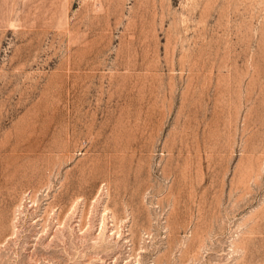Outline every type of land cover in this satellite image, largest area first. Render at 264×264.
<instances>
[{"label": "rangeland", "instance_id": "rangeland-1", "mask_svg": "<svg viewBox=\"0 0 264 264\" xmlns=\"http://www.w3.org/2000/svg\"><path fill=\"white\" fill-rule=\"evenodd\" d=\"M0 264H264V0H0Z\"/></svg>", "mask_w": 264, "mask_h": 264}, {"label": "bare ground", "instance_id": "bare-ground-1", "mask_svg": "<svg viewBox=\"0 0 264 264\" xmlns=\"http://www.w3.org/2000/svg\"><path fill=\"white\" fill-rule=\"evenodd\" d=\"M22 213V212H21ZM69 219V218H68ZM71 228V227H70ZM73 230V229H72ZM102 229H100V231H101ZM103 233V232H102ZM56 234V233H55ZM95 239V238H94ZM108 240V239H107Z\"/></svg>", "mask_w": 264, "mask_h": 264}]
</instances>
